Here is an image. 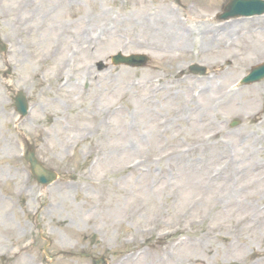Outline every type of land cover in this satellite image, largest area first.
Segmentation results:
<instances>
[{
	"label": "rangeland",
	"instance_id": "374dc122",
	"mask_svg": "<svg viewBox=\"0 0 264 264\" xmlns=\"http://www.w3.org/2000/svg\"><path fill=\"white\" fill-rule=\"evenodd\" d=\"M228 1L0 0V264H264V80L238 82L264 62V16L217 22ZM23 139L57 181L28 177Z\"/></svg>",
	"mask_w": 264,
	"mask_h": 264
},
{
	"label": "bare ground",
	"instance_id": "6f19581e",
	"mask_svg": "<svg viewBox=\"0 0 264 264\" xmlns=\"http://www.w3.org/2000/svg\"><path fill=\"white\" fill-rule=\"evenodd\" d=\"M161 15L164 18V22L166 23L165 26L168 28V32H170V34L172 36H174L175 39H177L178 41H180V42H182L184 44H186V43H188V44L189 43L190 44L195 43L196 44V42H197V39L196 38L199 37V33H196V30L195 29L189 28L188 30H186L185 26H179L180 27V30H179L178 27H176L175 24L173 25V22H170V21L167 22L166 21V19L164 17V14H163V10L161 12ZM166 17L168 19H170V15H168ZM209 33H210L209 30H206V29L203 30V34H202V38H201V42H200L202 45L206 44L209 41H211L212 43H214L215 41H217L216 38H213L212 36H208ZM196 34L198 36H196ZM206 35L208 37H210V39L204 40V39L208 38V37H205ZM198 41H199V39H198Z\"/></svg>",
	"mask_w": 264,
	"mask_h": 264
},
{
	"label": "water",
	"instance_id": "95a60500",
	"mask_svg": "<svg viewBox=\"0 0 264 264\" xmlns=\"http://www.w3.org/2000/svg\"><path fill=\"white\" fill-rule=\"evenodd\" d=\"M237 2H242V3L245 2L246 3V1L236 0L235 3L237 4ZM258 8H259V6H258ZM134 59H135V57H131V58H126L124 61H129V60H134ZM119 60H121V59H119ZM258 71H260V70H258ZM17 103L19 106V110L24 114L26 112V108H25L26 107V101H25L24 96L22 94H20V97H17ZM32 167H33V170L38 168V163L36 160H32ZM34 172H36V171L34 170ZM37 176L40 179V181H42L43 183H47L51 178L50 175L48 177H46V175H44L43 173H40Z\"/></svg>",
	"mask_w": 264,
	"mask_h": 264
}]
</instances>
